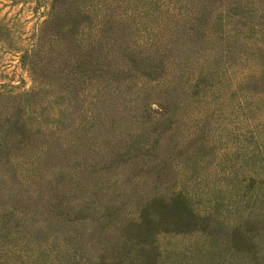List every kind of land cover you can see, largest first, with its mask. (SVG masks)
Listing matches in <instances>:
<instances>
[{
  "label": "rangeland",
  "instance_id": "rangeland-1",
  "mask_svg": "<svg viewBox=\"0 0 264 264\" xmlns=\"http://www.w3.org/2000/svg\"><path fill=\"white\" fill-rule=\"evenodd\" d=\"M0 264H264V0H0Z\"/></svg>",
  "mask_w": 264,
  "mask_h": 264
}]
</instances>
